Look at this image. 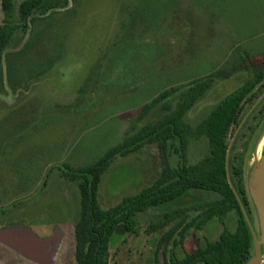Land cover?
<instances>
[{
  "label": "rangeland",
  "instance_id": "1",
  "mask_svg": "<svg viewBox=\"0 0 264 264\" xmlns=\"http://www.w3.org/2000/svg\"><path fill=\"white\" fill-rule=\"evenodd\" d=\"M259 75L251 93L219 117L228 174L239 170L247 189L251 168L264 156V0H66L32 14L0 58V264H76L79 171L205 81L182 117L186 150L176 144L169 153L172 168L200 163L210 157L207 135L197 131L201 122ZM162 169L154 144L116 155L99 183L100 207L108 211L137 195ZM236 179L229 182L249 219ZM222 200L218 192L189 190L137 214L132 231L120 225L115 232L108 263L181 262L236 230L235 209L199 216ZM168 214L176 218L167 223Z\"/></svg>",
  "mask_w": 264,
  "mask_h": 264
},
{
  "label": "trees",
  "instance_id": "2",
  "mask_svg": "<svg viewBox=\"0 0 264 264\" xmlns=\"http://www.w3.org/2000/svg\"><path fill=\"white\" fill-rule=\"evenodd\" d=\"M66 0H22L16 4V0H0L4 21L0 25V58L7 48L15 29L22 24L25 30L28 19L37 11L48 12ZM259 75L255 81H251L240 87L218 105L215 111L201 122L197 131L206 133L210 157L205 158L194 166H187L185 162L179 168H172L169 163L170 149L175 146L184 152L186 145L182 139V117L189 104L198 97L206 87L205 81L197 82L191 91L185 92L175 108L164 107L168 114H164L160 120L147 124L124 138L115 148L109 150L102 158L90 167L79 171L82 182L79 185V216L74 224V258L76 264H109L108 249L111 239L119 226L127 232L132 231L135 222L133 218L150 208L159 207L165 203L177 200L189 190L214 191L222 195V202L213 204L204 209L199 215L201 219H210L215 215H222L229 209L239 212L240 218L234 232L223 231L219 239L205 246H198L181 262L170 261L165 264H248L254 253V241L251 230L242 215L240 203L229 177L236 176V192L240 196L249 221L256 234L251 207L254 208L248 189L242 182L239 170L232 167L230 176L226 167V146L224 142V123L220 117V111L234 99L241 100L255 88L262 79ZM164 98L145 106L141 113V119L155 108L156 104ZM149 111V112H148ZM139 119V120H140ZM221 121V122H220ZM134 130V128H131ZM203 132V133H202ZM175 141H178L175 143ZM156 145L163 169L160 177L149 187L140 191L137 195L125 197L121 203L108 211L102 210L97 200V192L102 174L116 155H125L139 149L141 146ZM176 149V150H177ZM176 218L175 214H168L165 219L171 222ZM158 228V227H156ZM264 264V263H261Z\"/></svg>",
  "mask_w": 264,
  "mask_h": 264
},
{
  "label": "water",
  "instance_id": "3",
  "mask_svg": "<svg viewBox=\"0 0 264 264\" xmlns=\"http://www.w3.org/2000/svg\"><path fill=\"white\" fill-rule=\"evenodd\" d=\"M247 186L250 198L256 209L259 222V232L257 235L243 207L241 206L242 213L251 230L254 241L253 257L248 264H261L264 261V156H262L259 163L254 164L251 168Z\"/></svg>",
  "mask_w": 264,
  "mask_h": 264
}]
</instances>
